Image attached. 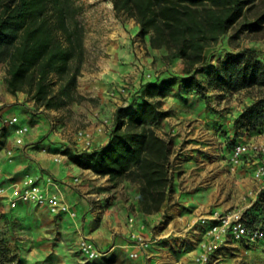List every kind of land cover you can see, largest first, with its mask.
<instances>
[{
    "label": "trees",
    "instance_id": "trees-1",
    "mask_svg": "<svg viewBox=\"0 0 264 264\" xmlns=\"http://www.w3.org/2000/svg\"><path fill=\"white\" fill-rule=\"evenodd\" d=\"M111 1L117 17L123 14L134 20L151 49H164L167 59H180L181 87L198 95L205 91L197 74L206 69V50L236 26L240 29L232 39L263 30V19L242 23L250 0ZM81 11L77 0H0V65H5L10 94L24 93L46 111L84 100L77 95L85 55ZM208 76L209 85L219 91L262 89L264 57L248 49L228 53L217 67L209 69ZM176 84L175 78L144 83L135 101L132 98L126 107L117 109L106 145L82 152L66 148L61 154L77 168L107 177L112 186L123 181L136 185L141 213L160 212L172 183L173 148L154 127L169 116L161 100ZM237 124L245 131L263 134L264 102L247 106ZM245 217L250 224L264 227L262 194Z\"/></svg>",
    "mask_w": 264,
    "mask_h": 264
},
{
    "label": "rangeland",
    "instance_id": "rangeland-1",
    "mask_svg": "<svg viewBox=\"0 0 264 264\" xmlns=\"http://www.w3.org/2000/svg\"><path fill=\"white\" fill-rule=\"evenodd\" d=\"M77 3L82 8L80 19L85 29L86 18L83 12L90 3L87 0H77ZM247 8L242 23H254L257 19H263V30L257 33L244 32L238 38L232 39L235 30L240 29V25L236 26L220 38L215 46L206 50V69L197 74L205 89L203 95L183 90L180 83L184 75L180 59H167L164 49H149L148 37H141L137 30L138 48L144 56L150 58L147 61L149 67L139 63L141 65L139 68L136 64L142 82L139 91L142 85L148 82L145 73L152 74V81L171 78L177 80L171 92L161 100L162 109L168 111L169 116L154 127L159 136L172 144L171 187L161 211L153 215L157 217L156 220L148 223L146 229L137 228L139 230L137 232L152 242L148 253L149 264H196L195 258L200 252V244L204 239V227L191 226L192 220L212 211L239 208L242 202L251 208L255 202L252 200L255 193L252 184L253 169H250L251 171L238 170V167L234 169L229 164V155L234 143L256 140L264 135V132L258 135L240 129L237 124V120L247 106L257 100L264 102V88L243 89L237 92L219 91L209 85L208 76L209 69L217 67L228 53L235 54L248 49L255 51L260 59L264 57V0H250ZM119 19L128 20L123 14H120ZM146 68L148 72H145ZM5 78V65L1 64L0 82L7 90ZM123 87L127 89V96L116 98V104L120 103L121 107L130 97L135 101L138 94L137 92L132 96L129 87L124 85ZM81 102L83 100L69 102L61 108L59 112L61 115L52 116L51 120L61 127L70 125L69 127L73 128L72 134H76L79 127H75L78 122L74 112L75 104L80 106ZM19 116L24 117L22 113ZM4 123L7 124L8 120ZM16 139L15 136L14 142L18 147L20 145L16 143ZM16 155L15 149L12 148L4 152L5 160L9 164L13 163ZM27 178L32 179L34 184L42 189H48L49 193L54 187L49 182L46 188L39 185L38 176L31 171L21 175H11L0 182L9 194L0 199V264L87 262L79 250L83 230L75 226L72 218L65 215L60 217L61 214L52 215L48 211L40 210L43 206L32 203H19L18 206L22 209L13 213L17 207H11L8 199L18 191ZM108 187L114 189L116 193H121L118 197L126 200V207L133 214L135 212L133 201L137 200L138 196L137 186L123 181L117 186ZM99 203V201L93 202V206L96 207ZM7 208H9L8 212ZM75 210L77 218L80 217L79 209L75 208ZM9 215L14 217V220L9 219ZM101 215V213L97 214L86 222L87 232L96 233L101 220L108 222L107 219H102ZM120 215L117 214V218L120 221L126 219L128 226L130 217ZM115 218H110L109 222L112 224ZM134 221L138 223L137 219ZM4 231L12 234L4 236L2 234ZM125 253V250H119L116 257L96 261L102 264L116 261L121 263ZM207 264H264V240L252 246L234 242L219 247L210 256Z\"/></svg>",
    "mask_w": 264,
    "mask_h": 264
},
{
    "label": "crops",
    "instance_id": "crops-1",
    "mask_svg": "<svg viewBox=\"0 0 264 264\" xmlns=\"http://www.w3.org/2000/svg\"><path fill=\"white\" fill-rule=\"evenodd\" d=\"M87 2L90 5H86L83 12L86 18L85 55L77 78V94L84 100L79 104L80 106L75 104L74 111L78 119L75 127H79L78 131H81L83 136L72 134L73 128L69 127L70 125L61 127L51 120L52 116L61 115L60 110L46 111L37 108L26 94H10L0 82V170L2 171L0 182L11 175H21L26 171L37 175L39 185L45 188L48 180H52L57 188L54 186L50 191L57 190L64 201L79 209L80 217L73 219L75 226L83 230L81 238L91 239L105 253L100 260L116 257L117 251L125 250V257L121 263L115 260L116 262L110 264H149L150 247L146 253L139 252L138 258L130 257L131 253L136 252L134 246L128 244L131 230L127 226L126 219L120 221L117 214L137 219L138 223L133 227L136 231H139L138 227L146 229L148 223L153 222L157 217L141 213L137 200L133 201L135 212L132 214L126 207V200L118 197L121 193L109 189L108 186L111 184L107 177H100L90 171L77 168L60 153L66 148L82 152L93 151L106 145L115 113L121 107L120 103L116 104V100L108 96V91L114 85H124L129 87L133 96L142 84L137 66L141 68L139 65L141 63L145 65L144 67H149L147 61L150 58L143 55L136 42L138 27L135 21L119 19L111 0H87ZM148 48L150 49L149 46ZM147 69L145 72H148ZM131 100L132 97L122 107H126ZM20 113L24 115L23 118H20ZM13 117L18 119L19 125L29 128V132L23 138V145L18 147L14 142L15 127L4 123L5 120L9 121ZM259 139L260 137L252 141ZM9 148L15 149L17 154L12 164L7 163L4 156L5 150ZM261 161L258 156L248 155L237 169L249 171ZM74 178H79L80 183L74 184ZM252 184L256 192L258 185L254 179ZM252 200L254 201L255 198L253 197ZM98 201L100 203L96 204V207L93 206V202ZM244 203L242 202L239 208L249 206ZM20 207L17 206L13 213L22 209ZM40 210L47 212L46 207H40ZM100 213L102 219H107L108 222L101 220L96 233L87 232L86 222ZM206 215L194 218L191 226L204 227L200 219ZM114 217L116 218L111 224L109 220ZM8 218L14 220L10 215ZM2 234L9 236L12 233L4 231ZM14 246L13 242V249ZM84 264H102V262L87 261Z\"/></svg>",
    "mask_w": 264,
    "mask_h": 264
},
{
    "label": "built area",
    "instance_id": "built-area-1",
    "mask_svg": "<svg viewBox=\"0 0 264 264\" xmlns=\"http://www.w3.org/2000/svg\"><path fill=\"white\" fill-rule=\"evenodd\" d=\"M145 77L147 81H152L151 73H145ZM127 94V89L123 86L113 87L108 93L109 97L114 100L119 97H125ZM8 124L15 127L16 143L22 146L23 138L29 132V128L19 125L16 117L11 118ZM77 136L82 137L83 133L78 131ZM248 155L258 156L262 159L253 169V179L258 185L253 196L255 198L254 201H256L259 195L262 194L264 196V135L259 141H240L235 144L229 155V164L234 168L239 167ZM48 182L57 188L52 180H48ZM73 183L79 184L80 179L74 178ZM6 196H9V194L0 185V199ZM8 203L13 208L17 207L19 203H32L46 207L47 211L52 215H67L72 219L77 217L75 208L64 201L59 192L49 193L47 190L35 185L30 178L25 179L18 191L10 195ZM249 207L212 211L200 219V223L204 226V239L200 244V252L195 258L196 264H207L216 249L227 246L230 243L237 242L252 246L264 240V227L250 224L245 217ZM134 225V218H130L128 227L131 231L128 235V244L136 249V252L130 254L131 258L136 259L139 256V252L146 253L152 242L134 230ZM79 250L87 261H96L105 255L87 237L81 238Z\"/></svg>",
    "mask_w": 264,
    "mask_h": 264
}]
</instances>
